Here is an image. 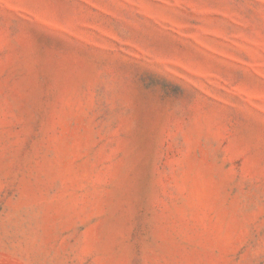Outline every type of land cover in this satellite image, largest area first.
I'll list each match as a JSON object with an SVG mask.
<instances>
[{"label":"rangeland","instance_id":"1","mask_svg":"<svg viewBox=\"0 0 264 264\" xmlns=\"http://www.w3.org/2000/svg\"><path fill=\"white\" fill-rule=\"evenodd\" d=\"M0 264H264V0H0Z\"/></svg>","mask_w":264,"mask_h":264}]
</instances>
